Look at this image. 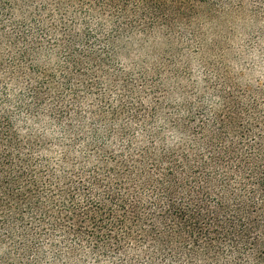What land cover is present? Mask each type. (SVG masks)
<instances>
[{"label":"trees","instance_id":"16d2710c","mask_svg":"<svg viewBox=\"0 0 264 264\" xmlns=\"http://www.w3.org/2000/svg\"><path fill=\"white\" fill-rule=\"evenodd\" d=\"M239 22L264 59V0H0V264H264Z\"/></svg>","mask_w":264,"mask_h":264},{"label":"rangeland","instance_id":"374dc122","mask_svg":"<svg viewBox=\"0 0 264 264\" xmlns=\"http://www.w3.org/2000/svg\"><path fill=\"white\" fill-rule=\"evenodd\" d=\"M249 28L250 27L247 26V24L239 22L233 29L234 34H232V36H225V39L233 47L228 54V62L230 64L229 69L232 70V73L235 74V76L243 74L242 80L244 83H254L259 78L264 82V59L260 57L257 51H252L245 46L248 38L246 33H248ZM208 32L211 34L214 33L212 30H209ZM209 38L211 40L215 37L214 35H211ZM148 47L149 46L147 45V48ZM145 51L147 52V49L139 51L138 56H143L142 54H145ZM130 59L131 58H124L126 63L130 62ZM244 64L250 65V68L253 67V71L251 69H245L243 71L242 67ZM194 68H196V66H194ZM196 73H198V70H196Z\"/></svg>","mask_w":264,"mask_h":264}]
</instances>
